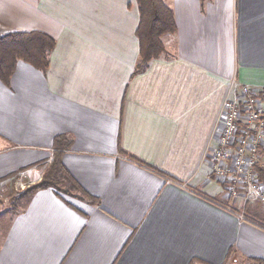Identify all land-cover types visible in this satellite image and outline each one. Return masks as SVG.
<instances>
[{
    "label": "crops",
    "instance_id": "obj_1",
    "mask_svg": "<svg viewBox=\"0 0 264 264\" xmlns=\"http://www.w3.org/2000/svg\"><path fill=\"white\" fill-rule=\"evenodd\" d=\"M163 1L177 31L135 75L134 0H0V35L57 41L46 72L0 81V183L58 157L82 189L16 201L0 264L264 263V202L231 198L211 158L224 100L264 93V0Z\"/></svg>",
    "mask_w": 264,
    "mask_h": 264
},
{
    "label": "built area",
    "instance_id": "obj_2",
    "mask_svg": "<svg viewBox=\"0 0 264 264\" xmlns=\"http://www.w3.org/2000/svg\"><path fill=\"white\" fill-rule=\"evenodd\" d=\"M222 117L211 154L215 177L231 198L264 202V182L258 172V168L264 169V93L244 86L237 97L224 100ZM46 166L38 164L21 171L14 192L21 195L42 183Z\"/></svg>",
    "mask_w": 264,
    "mask_h": 264
},
{
    "label": "trees",
    "instance_id": "obj_3",
    "mask_svg": "<svg viewBox=\"0 0 264 264\" xmlns=\"http://www.w3.org/2000/svg\"><path fill=\"white\" fill-rule=\"evenodd\" d=\"M134 1L139 11V24L136 30V37L139 41V61L134 73L138 75L148 69L152 60L164 55L166 52L165 37L175 34L177 25L173 10L163 0ZM56 46V39L43 31H13L0 35V80L10 87L19 62L46 72L50 67V57ZM258 172L261 181L264 182V169L258 168ZM46 188L60 190L71 195L73 191L82 192L81 187L75 183L61 160L56 157L45 171L42 183L21 194L16 201ZM251 261L253 264H264L257 259H251Z\"/></svg>",
    "mask_w": 264,
    "mask_h": 264
},
{
    "label": "rangeland",
    "instance_id": "obj_4",
    "mask_svg": "<svg viewBox=\"0 0 264 264\" xmlns=\"http://www.w3.org/2000/svg\"><path fill=\"white\" fill-rule=\"evenodd\" d=\"M50 165H51L50 163H47L45 169L46 171L50 167ZM20 172L16 173L14 176L9 177L6 181L0 183V221L3 217H5L8 213L11 212V207L16 202V199L20 196L14 192V186H13L14 181ZM62 187L64 188L65 186ZM0 234H1V229H0ZM228 264H247V263H244L243 261L242 262L232 261L229 262Z\"/></svg>",
    "mask_w": 264,
    "mask_h": 264
}]
</instances>
